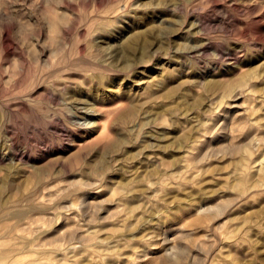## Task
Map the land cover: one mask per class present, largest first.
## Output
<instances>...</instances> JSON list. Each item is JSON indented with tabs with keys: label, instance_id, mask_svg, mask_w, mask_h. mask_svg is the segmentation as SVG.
Returning a JSON list of instances; mask_svg holds the SVG:
<instances>
[{
	"label": "rangeland",
	"instance_id": "rangeland-1",
	"mask_svg": "<svg viewBox=\"0 0 264 264\" xmlns=\"http://www.w3.org/2000/svg\"><path fill=\"white\" fill-rule=\"evenodd\" d=\"M258 156L264 0H0V264H264Z\"/></svg>",
	"mask_w": 264,
	"mask_h": 264
},
{
	"label": "bare ground",
	"instance_id": "bare-ground-1",
	"mask_svg": "<svg viewBox=\"0 0 264 264\" xmlns=\"http://www.w3.org/2000/svg\"><path fill=\"white\" fill-rule=\"evenodd\" d=\"M135 37H137V36H135ZM135 37H134V38H135ZM129 39H130V40L133 39L132 36H131V38H129ZM130 40L128 41L129 43L127 42L128 44H126V45H128V47H127V46H126V47L128 48L129 53L132 54V52L135 50L136 46L138 45V44L136 45V42H138V41H136L135 39H134V40H131V41H130ZM135 41H136V42H135ZM126 47H125V48H126ZM127 53H128V51H127ZM127 53H126V54H127ZM130 54H127V55H130ZM133 54H134V53H133ZM128 57H129V56H128ZM131 57H132V55H131ZM131 57H129V58L126 60V61H127V64H129L130 61L132 62V60H131L132 58H131ZM130 58H131V59H130ZM125 63H126V62H125ZM127 64H125V65H127ZM132 109H133V107H132ZM186 136H187V135H186ZM188 136H189V135H188ZM184 137H185V136H184ZM186 139H187V138H186ZM188 139H189V138H188ZM188 139H187V140H188ZM184 140H185V139H184ZM184 140H183V141H184ZM185 142L187 143L186 140H185ZM247 146H248V145H247ZM257 146H258V144H257ZM241 147H242V146H241ZM244 147H245V146H244ZM244 147H242V148H244ZM254 149H255V148H254ZM242 151H243V150H242ZM241 155H242V156H240V157H241V159H240V164H241V162H242L243 165H244V167H245L244 169H246V168H247V169H248V168L250 169L251 164H253V163H252V158H253V148H252V147H246V148L244 149L243 153H241ZM240 157H238V158H240ZM258 157H259V160H260V159H261L260 157H262V156H258ZM255 158H257V157H255ZM257 159H258V158H257ZM236 160H237V159H236ZM238 160H239V159H238ZM241 160H242V161H241ZM259 160H256V161H259ZM260 161H261V163H264V157H263L262 160H260ZM238 162H239V161H238ZM253 162H255V161H253ZM255 163H256V162H255ZM240 164H239V165H240ZM236 165L238 166V164H236ZM263 165H264V164H263ZM256 166H257V165H256ZM260 166H261V165L259 164V167H260ZM259 167L257 166L258 169H259ZM237 169H238V168H237ZM239 169H240V168H239ZM261 170H263V169L261 168ZM243 171H244V170H243ZM247 171H248V170H247ZM249 171H250V170H249ZM256 171H260V169H259V170H255V172H252V173L254 174V173H256ZM245 173H247V172H245ZM257 173H260V172H257ZM248 174H249V173H248ZM252 176H253V175H252ZM254 182H255V181H254ZM251 183H252V182H251ZM260 183H261V182H260ZM253 184H255V183H253ZM253 184H251L250 187H249V189H250V188H253V190L250 189L251 192H252V191H255V190L258 188L257 185L259 184V181H258V184L254 185V186H256L257 188L254 187ZM263 184H264V183H263ZM263 184H262V185H263ZM259 185L261 186V184H259ZM246 186H247V185H246ZM251 186H252V187H251ZM247 188H248V187H247ZM255 188H256V189H255ZM249 189H248V191H249ZM254 189H255V190H254ZM245 190H246V188H245ZM259 190L262 191L263 188H262V189H259ZM257 191H258V190H257ZM240 192H241V188H240ZM246 192H247V190H246ZM242 193H244V192H242ZM242 193H240V194H241L240 196L243 195ZM245 194H247V193H245ZM262 194H263V193H262ZM249 195H250V194H249ZM247 196H248V195H247ZM260 203H261V202H260ZM245 204H246V203H245ZM249 204H250V203H249ZM221 208H222V207H221ZM230 208H231V207H230ZM230 208H229V210H230ZM244 208H245V207H244ZM207 209H208V208H207ZM257 209H258V208H257ZM257 209H256V208H255V209L253 208L252 212H250V213H255V214H253L252 216H254V215L257 214L256 212H254V210L256 211ZM260 209H261V208H260ZM226 210H228V209H226ZM226 210H225V211H226ZM229 210H228V212H229ZM230 211H231V210H230ZM250 211H251V210H250ZM213 212H214V211H213ZM216 212H217V211H216ZM219 212H220V211H219ZM226 212H227V211H226ZM246 212H247V211H246ZM258 212L260 213V211H258ZM224 213H225V212H224ZM235 213H236V212H235ZM241 213H244V211L241 212ZM259 213H258V214H259ZM214 214H215V213H214ZM217 214H218V212H217ZM239 214H240V212H239ZM239 214H238V217L241 215V214H240V215H239ZM258 214H257L256 217H258ZM219 215H220V214H219ZM219 215H218V216H219ZM233 215H235V214H233ZM233 215H232V216H233ZM236 215H237V214H236ZM244 215L247 216L248 213H247V214H244ZM244 215H243V217H245ZM227 216H228V215H227ZM229 217H230V215H229ZM235 217H236V216H235ZM238 217H237V218H238ZM249 217L251 218L250 215H249ZM259 217H260V215H259ZM261 217H263V215H262ZM209 218H210V217H209ZM225 218H226V216H225ZM225 218H223V223H224ZM232 218H234V217H232ZM199 219H200V218H199ZM215 219H216V218H215ZM220 219H221V218H220ZM226 219H227V218H226ZM241 219H242V218H241ZM244 219H245V218H244ZM247 219H248V217H247ZM259 219H260V218H259ZM238 220H239V218H238ZM256 220H258V219H256ZM260 220H262V218H261ZM199 221H200V220H199ZM199 221H198V222H199ZM225 221H226V220H225ZM243 221H244L243 223L245 224V223H246L245 220H243ZM246 221H247V220H246ZM251 221H252V219H251ZM254 221H255V220H254ZM196 222H197V221H196ZM198 222H197V223H198ZM237 222H238V221H237ZM262 222H263V221H262ZM234 224H236V223H234ZM234 224H233V225H234ZM237 224H239V223H237ZM244 224H243V225H244ZM248 224L251 225L250 222H248ZM252 224H253V221H252ZM256 224H257V222H256ZM227 225H228V224H227ZM239 225H241V223H240ZM245 225H246V224H245ZM221 226H222V225H221ZM237 226H238V225H237ZM251 226H252V225H251ZM257 226L259 227V226H261V225H257ZM229 227H230V226H229ZM229 227H227V228H229ZM233 227H236V225L233 226ZM241 227H242V225H241ZM241 227L239 226V227H238V230H239ZM244 227H245V226H243L242 231H243ZM258 227H257V228H258ZM227 228H226V229H227ZM245 228H246V227H245ZM249 228H250V230L253 229V228H251V227H249ZM249 228H248V230H249ZM259 228H260V227H259ZM261 228H262V227H261ZM261 228H260V229H261ZM229 229H230V228H229ZM231 229H232V231L234 230V228H231ZM231 229H230V230H231ZM235 230H236V228H235ZM235 230H234V231H235ZM238 230H237V231H238ZM253 230H254V229H253ZM228 231H229V230H228ZM244 231H245V230H244ZM254 231H255V230H254ZM261 231H262V230H261ZM263 231H264V230H263ZM230 232H231V231H230ZM240 232H241V231H240ZM240 232H239V233H240ZM246 232H247V231H246ZM258 232H259V230H258ZM228 233H229V232H228ZM228 233H227V236L229 237L230 234H228ZM239 233H238V236H239ZM261 233H262V232H261ZM261 233L259 232V234H261ZM242 234H243V233H242ZM253 234H254V233H253ZM253 234H252V236H253ZM263 234H264V232H263ZM263 234H262V235H263ZM243 235H246V234H243ZM222 236H223V235H222ZM227 236L225 235V237H227ZM241 236H242V235H241ZM254 236H256V235H254ZM254 236H253V237H254ZM236 237H237V236H236ZM248 237H250V236H248ZM253 237H252V238H253ZM259 237H260V236H259ZM232 238H233V237H232ZM234 238H235V237H234ZM237 238H238V237H237ZM242 238H243V237H242ZM244 238H247V237H244ZM255 238H256V237H254V239H255ZM225 239L228 240V238H225ZM250 239H251V238H250ZM256 239H257V238H256ZM256 239H255V241H256ZM261 239H262V238H261ZM251 240H253V239H251ZM257 240H258V239H257ZM259 240H260V239H259ZM224 241H225V240H224ZM243 241H244V240H243ZM233 242H234V240H233ZM237 242H238V241H237ZM245 242H246V241H245ZM251 242H252V241H251ZM257 242H258V241H257ZM243 243H244V242H243ZM253 244H254V243H253ZM176 250H177V249H176ZM243 250H244V249H243ZM246 250H247V249H246ZM256 250H257V249H256ZM230 251H231V250H230ZM243 252H244V251H243ZM245 252H246V251H245ZM178 253H179L180 255H182L180 252H178ZM230 253H231V252H230ZM228 254H229V252H228ZM240 254H241V253H240ZM242 254H243V253H242ZM231 255H232V254H231ZM244 255H245V254H244ZM233 256H234V255H233ZM242 256H243V255H242ZM243 257H244V256H243ZM256 257H259V256H256ZM166 258H167L169 261H170V259H171V258L169 259L168 257H166ZM236 258H237V256H236ZM239 258L242 259L241 256H240ZM181 259H182V258H181ZM259 259H260V258H259ZM172 260H173V259H172ZM235 260H236V259H235ZM235 260H233V261H235ZM259 261L262 262V260H259ZM173 262H174V261H173ZM255 262H256V261H255ZM255 262L253 261V263H255ZM244 263H245V262H244ZM250 263H251V262H250ZM257 263H260V262H257ZM240 264H241V263H240ZM242 264H243V263H242ZM246 264H248V263H246ZM255 264H256V263H255ZM260 264H262V263H260Z\"/></svg>",
	"mask_w": 264,
	"mask_h": 264
}]
</instances>
